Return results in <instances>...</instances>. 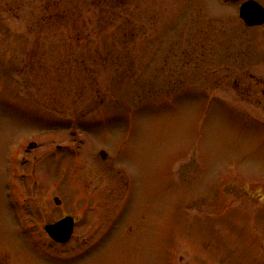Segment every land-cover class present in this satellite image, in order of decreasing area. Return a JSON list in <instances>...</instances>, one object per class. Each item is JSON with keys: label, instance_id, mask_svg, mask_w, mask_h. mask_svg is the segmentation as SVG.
Segmentation results:
<instances>
[{"label": "rangeland", "instance_id": "374dc122", "mask_svg": "<svg viewBox=\"0 0 264 264\" xmlns=\"http://www.w3.org/2000/svg\"><path fill=\"white\" fill-rule=\"evenodd\" d=\"M240 2L0 0V264H264V23Z\"/></svg>", "mask_w": 264, "mask_h": 264}, {"label": "water", "instance_id": "95a60500", "mask_svg": "<svg viewBox=\"0 0 264 264\" xmlns=\"http://www.w3.org/2000/svg\"><path fill=\"white\" fill-rule=\"evenodd\" d=\"M240 18L249 26L261 25L264 23V7L255 0H247L241 4L239 9ZM35 144L29 145L32 148ZM100 156L102 159L107 157V154L101 150ZM58 203V198H55ZM74 230V219L72 216H65L60 220L49 223L44 226L46 234L57 243H66L72 236Z\"/></svg>", "mask_w": 264, "mask_h": 264}, {"label": "flooded vegetation", "instance_id": "af4514ba", "mask_svg": "<svg viewBox=\"0 0 264 264\" xmlns=\"http://www.w3.org/2000/svg\"><path fill=\"white\" fill-rule=\"evenodd\" d=\"M245 0H242V2H244ZM60 204V201L56 204V205H59ZM63 216H66V215H63ZM75 221V219H74ZM76 222V221H75Z\"/></svg>", "mask_w": 264, "mask_h": 264}]
</instances>
